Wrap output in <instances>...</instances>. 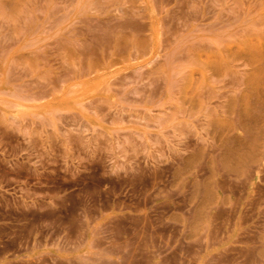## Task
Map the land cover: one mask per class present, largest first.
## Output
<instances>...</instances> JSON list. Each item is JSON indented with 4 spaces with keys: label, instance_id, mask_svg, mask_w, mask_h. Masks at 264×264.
Segmentation results:
<instances>
[{
    "label": "rangeland",
    "instance_id": "obj_1",
    "mask_svg": "<svg viewBox=\"0 0 264 264\" xmlns=\"http://www.w3.org/2000/svg\"><path fill=\"white\" fill-rule=\"evenodd\" d=\"M0 264H264V0H0Z\"/></svg>",
    "mask_w": 264,
    "mask_h": 264
}]
</instances>
